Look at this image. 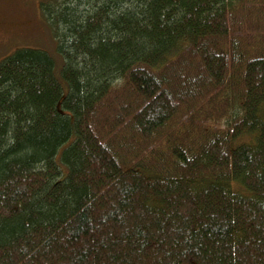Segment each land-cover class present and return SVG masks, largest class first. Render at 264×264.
Listing matches in <instances>:
<instances>
[{"label": "trees", "instance_id": "trees-1", "mask_svg": "<svg viewBox=\"0 0 264 264\" xmlns=\"http://www.w3.org/2000/svg\"><path fill=\"white\" fill-rule=\"evenodd\" d=\"M40 13L62 62H0V264H264V0Z\"/></svg>", "mask_w": 264, "mask_h": 264}, {"label": "rangeland", "instance_id": "rangeland-1", "mask_svg": "<svg viewBox=\"0 0 264 264\" xmlns=\"http://www.w3.org/2000/svg\"><path fill=\"white\" fill-rule=\"evenodd\" d=\"M54 1L0 0V62L22 48L47 51L59 64L62 62L40 13L41 3Z\"/></svg>", "mask_w": 264, "mask_h": 264}]
</instances>
